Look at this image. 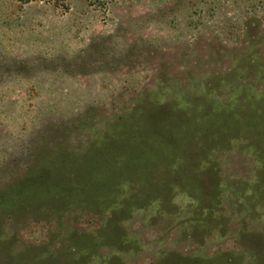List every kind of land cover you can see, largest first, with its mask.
I'll return each instance as SVG.
<instances>
[{"label":"rangeland","instance_id":"obj_1","mask_svg":"<svg viewBox=\"0 0 264 264\" xmlns=\"http://www.w3.org/2000/svg\"><path fill=\"white\" fill-rule=\"evenodd\" d=\"M54 1L0 0V195L65 190L0 219L8 262L262 264L264 0Z\"/></svg>","mask_w":264,"mask_h":264},{"label":"trees","instance_id":"obj_2","mask_svg":"<svg viewBox=\"0 0 264 264\" xmlns=\"http://www.w3.org/2000/svg\"><path fill=\"white\" fill-rule=\"evenodd\" d=\"M24 1H27V0H24ZM52 2L56 3L54 0H52ZM56 4H58V3H56ZM69 161H71V160H69ZM63 164H65V162H61V165H63ZM65 168H66L65 170L63 168L59 172L61 174H64V172L66 171V175L70 174V176H73V174H71V172L67 169V167H65ZM41 171H42V169H39L37 172L39 173ZM89 171L90 170H88V169H86L84 171H81L79 174L74 176V179H77L78 177H80V175L83 172H89ZM53 172H56V171H53ZM48 174H49V171L48 172H44L41 175H37L36 178H31L32 180H35L38 183H43V185H45V187L44 188L42 187L40 190H38V189H29L30 191L28 193H25L23 185L20 186V187H16V188L11 186V187L8 188V190H5L3 192V195H0V219L4 215H6L7 212H10V211L13 212L16 209H21V210H25L26 209L28 211V208H26L28 203L29 204L34 203L35 205L45 204V205H47V208H51V210L63 212L64 208H65L64 204L61 202V200L58 201L57 203H55L52 196L54 195V192H59V191L60 192L61 191L65 192V190L62 189L56 183V181L54 180L55 177H54L53 174H52V179L49 177ZM23 182H25V181H23ZM112 191H115V190L105 191L104 197L107 198L108 194L110 192H112ZM217 192H218V190L216 188H214V191H213L214 195L211 196V199L214 196H217L216 195ZM10 194H13V196H11ZM62 195H64V194H62ZM47 200H51L54 203V205H48L46 203ZM210 203H211V200H210ZM210 203H209V201H207L208 205ZM113 229H114L115 232H112V233L108 232L105 229H102L100 237H97L96 238L97 240L93 241V245H92L91 249H93L94 246H97V245L110 246V245L116 244L119 235H118L117 229H115V226H114ZM202 229L205 230V231H209V227L207 225H203L201 227V230ZM193 230L196 231V227H193ZM262 235H264L263 231H262ZM91 240H92V238H91ZM74 241L77 242V243L75 242L77 244V249L75 250V252H73V251L72 252H70V251L63 252V254H67L68 257L70 258V259H68V262H65L64 264H78L77 263L78 262L77 259L81 258V255L85 257L84 261L87 260L85 262L88 264L89 260H90L89 255L92 254V250L88 249L89 245L87 243L83 242V241H79V239H73V242ZM259 241H262V239L259 240ZM261 246L262 245H260V247ZM83 248H87L88 250L86 251ZM4 250H7V249H2L0 247V261L2 262V264H11L10 262H8L9 260H12V262H15L12 257H15V256L21 257L19 254L18 255L17 254L14 255V254H11V252H9V251H4ZM83 253H86V254L84 255ZM245 253L246 252H242V254H245ZM258 253L261 254L259 251H257L256 252L257 256H259ZM56 257L60 258V256H56ZM174 258H176V257H174ZM47 259H49V258L48 257L43 258L40 262L35 260V261H32L30 264H37V262L40 263V264H56L57 263L55 261H51L52 259H50V261H47ZM239 259H242V258L240 257ZM171 260L173 261V258ZM183 260H184V261H182L183 264H189V263L191 264L190 260H187V259H183ZM252 260H254V259L252 258ZM259 260H260V262L262 264H264V259H259ZM228 262L231 263V261H228ZM12 264H14V263H12ZM104 264H116V261H115V259L113 260L112 258H108L107 261Z\"/></svg>","mask_w":264,"mask_h":264}]
</instances>
